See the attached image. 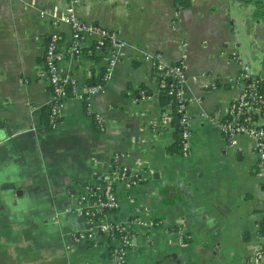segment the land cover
<instances>
[{
  "label": "crops",
  "instance_id": "crops-1",
  "mask_svg": "<svg viewBox=\"0 0 264 264\" xmlns=\"http://www.w3.org/2000/svg\"><path fill=\"white\" fill-rule=\"evenodd\" d=\"M253 1L80 0L78 18L114 30L123 43L110 78L85 104L84 88L99 81L105 53L88 35L78 54L68 51L71 27L58 21L66 0H0V264H114L117 241L74 240L88 230L76 202L86 184L117 194L119 208L97 218L125 224L126 264H264V253L257 256L264 166L251 137L229 139L218 129L243 89L239 72L249 62L238 58L235 24L261 21L250 20ZM52 32L64 55L59 71L78 91L63 100L53 128L43 120ZM154 51L185 67L183 155L166 153L174 127L142 57ZM262 64L253 73L264 77Z\"/></svg>",
  "mask_w": 264,
  "mask_h": 264
},
{
  "label": "built area",
  "instance_id": "built-area-1",
  "mask_svg": "<svg viewBox=\"0 0 264 264\" xmlns=\"http://www.w3.org/2000/svg\"><path fill=\"white\" fill-rule=\"evenodd\" d=\"M65 12L59 16L58 21L66 23L71 27L72 38L68 51L71 54H78L81 50L80 40L83 36H93L94 47L98 52L105 53V66L98 82L88 84L84 88L82 99L87 104L90 95L101 91L105 82L110 78L113 68L118 61L119 48L123 45L114 30L103 27L97 23L85 22L78 18L75 13V6L80 0H66ZM44 11V10H43ZM43 11H41L43 13ZM63 52L59 48V35L57 32L49 34L44 48V74L50 90L48 102L47 119L53 128L57 125L60 106L63 100L70 96H76V81L71 76L61 75L59 62L63 59ZM144 60L151 63L155 77L157 78L158 89L164 90L168 95H173L179 108L183 111L180 119L182 127V150L186 154L189 149L188 137L190 134L188 118L184 112L186 100L183 97V85L186 80V71L181 60L166 62L160 51L144 52ZM239 78L243 81V89L235 98L228 109L225 118L218 122L219 131L231 139L236 134H245L252 138V148L257 154L260 163L264 166V92L261 90L264 85V77L251 72L249 65L241 66ZM98 124L101 123L99 116L96 117ZM127 170L119 168L118 178L124 179ZM77 213L86 218L88 230L83 234L75 236L74 240H90L92 245L97 244V235H106L109 239L118 242L112 248L115 256L114 264H126L125 250L131 245V235L125 224L101 222L97 215L103 211L116 210L120 206L117 194L109 188L99 190L92 185L86 184L83 191L77 196ZM264 251H257L259 257Z\"/></svg>",
  "mask_w": 264,
  "mask_h": 264
},
{
  "label": "trees",
  "instance_id": "trees-1",
  "mask_svg": "<svg viewBox=\"0 0 264 264\" xmlns=\"http://www.w3.org/2000/svg\"><path fill=\"white\" fill-rule=\"evenodd\" d=\"M234 1H239L241 4H244V3L246 4L251 0H234ZM253 4H254V9L250 14V20L251 21L261 20L264 23V3H262L258 0H254ZM94 83H96V82L91 81L89 84H94ZM261 90H263V92H264V85L263 84H262ZM160 98H161V102H162L161 105L163 106L166 104L169 107L168 115L170 116V120H171V123L174 127V133H175L174 141L170 146H168L166 148V153L170 154V155H174V154L183 155L184 153L182 150V143H181L182 127L180 125V119L182 117L183 111L179 108V103L173 95H168L164 92V90H161ZM89 114H91V113H89ZM46 115H47V110L44 109V117H43L44 122L45 121L47 122V116ZM91 115H93L94 120H95V117H96L95 114H91ZM94 120H93L94 128L96 130H98L99 128L96 127L97 124L95 123L96 121H94ZM111 191H113V190H111ZM98 215H100V214H98ZM98 215H97V217H98ZM257 233L259 236L264 235V210H263V215H262L261 219L258 221V232ZM188 240L189 239H187V241ZM260 249H261V251H264V244H262L260 246Z\"/></svg>",
  "mask_w": 264,
  "mask_h": 264
},
{
  "label": "rangeland",
  "instance_id": "rangeland-1",
  "mask_svg": "<svg viewBox=\"0 0 264 264\" xmlns=\"http://www.w3.org/2000/svg\"><path fill=\"white\" fill-rule=\"evenodd\" d=\"M240 9L242 21L246 22L249 16V5H243ZM235 28L240 39L238 58L243 62H249L251 72H260L263 68L262 60L264 59V28L262 21L254 22L249 29L244 23L236 22Z\"/></svg>",
  "mask_w": 264,
  "mask_h": 264
},
{
  "label": "water",
  "instance_id": "water-1",
  "mask_svg": "<svg viewBox=\"0 0 264 264\" xmlns=\"http://www.w3.org/2000/svg\"><path fill=\"white\" fill-rule=\"evenodd\" d=\"M175 256V255H174ZM174 256L172 255V256H170V261L171 262H174Z\"/></svg>",
  "mask_w": 264,
  "mask_h": 264
}]
</instances>
